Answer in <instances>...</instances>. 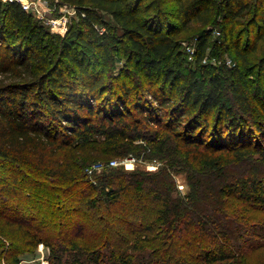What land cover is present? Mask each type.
Returning a JSON list of instances; mask_svg holds the SVG:
<instances>
[{
    "label": "trees",
    "instance_id": "trees-1",
    "mask_svg": "<svg viewBox=\"0 0 264 264\" xmlns=\"http://www.w3.org/2000/svg\"><path fill=\"white\" fill-rule=\"evenodd\" d=\"M61 1L80 13L65 36L0 0V264L40 244L53 264H254L264 250V56L251 54L263 48L264 0H171L177 25L146 16L141 0ZM219 16L217 38L214 27L197 33L189 67L183 30ZM222 40L234 66L206 62L221 58ZM143 153L166 166L88 173ZM172 171L186 174V196Z\"/></svg>",
    "mask_w": 264,
    "mask_h": 264
},
{
    "label": "rangeland",
    "instance_id": "rangeland-1",
    "mask_svg": "<svg viewBox=\"0 0 264 264\" xmlns=\"http://www.w3.org/2000/svg\"><path fill=\"white\" fill-rule=\"evenodd\" d=\"M143 2L145 15L146 16H153L156 13L160 12L164 14V20L171 21L172 24H178V21L176 17L174 16V12L176 10V5L173 3L171 0H141ZM39 3L42 5L41 9V16L40 17L38 14L31 13L33 17H35L36 21L45 26L46 29H50V25L48 24L49 19H54V18H60L63 15V10L64 8L68 7H73L78 9L76 6H72L70 4L63 3L61 0H41ZM66 12V11H64ZM39 13V12H38ZM68 15V26H67V31L65 35L67 34L69 28L73 24H78L80 21V13L77 11V14L73 12H70ZM102 17L104 18L105 21L109 22L111 26H115V23L113 19L106 14H102ZM216 15H213L212 18H215ZM220 16L219 20L217 18L218 23L214 24L213 22L210 23V25H201L199 24L196 20H193L184 30L182 33L183 40L181 42L182 44V50L185 51L186 56L188 58V65L191 68H195V61H194V54H195V48H196V42H197V33L201 30H203L206 26L214 27V34L213 37L217 38L219 36L220 32ZM101 34L106 33L105 28H100ZM52 32V31H51ZM53 33V32H52ZM120 33V32H119ZM55 34V33H54ZM63 35V36H65ZM62 36V35H61ZM88 37V36H86ZM223 41L222 44V53L221 58L220 57H213V55H210L208 58H206L207 63H213L216 65L222 64V62H225L228 66H234L237 62V59L234 54H232L230 51H226L225 44L226 42ZM262 42V41H261ZM263 48L259 50V52L251 54V58H254L255 60L261 59L262 56H264V43ZM126 48L122 47V52H125ZM125 57V58H124ZM214 58H216L214 60ZM126 56H118L114 65V74L123 76L124 74H127V71L124 73L123 71L126 68ZM92 68L96 70V73L98 74L99 67H95L92 65ZM145 154L143 153L141 156L136 155V154H130L126 157L118 158L117 160L120 162H126V165H120L116 166L117 167H122L124 168L123 170L128 171V172H135L136 170H145L146 172H151V173H156L159 172L162 167L166 166V161L163 159H158L156 156H151L149 159L148 157H144ZM148 156V155H147ZM134 160L129 161L130 158ZM112 168V167H111ZM105 170V169H104ZM104 170L95 172L97 174H101ZM174 179L177 180V185H178V191L181 192L182 195L186 196L189 193V186L187 184V178L186 174H184L182 171L179 172H174L172 171ZM94 176V175H93ZM96 180V179H95ZM98 180V179H97ZM109 187H107V190ZM234 199V198H231ZM144 205H152L151 203L149 204H144ZM233 209L239 208L242 211L245 209V205L240 204L238 201H233L232 203ZM153 210V209H152ZM149 213H153L154 211H148L147 215ZM253 213V211H252ZM152 214V215H153ZM254 214V213H253ZM151 215V216H152ZM150 215H148L149 217ZM137 218V217H135ZM130 236L129 238H131ZM2 240H4V237H0ZM22 241V239H21ZM20 241V242H21ZM130 248L129 251L133 255L139 254V251L134 247V243H130ZM123 246H127V243H124ZM138 246H145L149 247L150 242H144V243H139ZM51 250L47 247H45L43 244H40L36 249H31L30 247L26 248V252L22 254V256L19 258V263L18 264H53V261L51 259ZM250 261L253 262L254 264H264V250L261 251L259 254L253 255L251 253L250 256ZM5 264V263H3ZM244 264H249L248 262Z\"/></svg>",
    "mask_w": 264,
    "mask_h": 264
},
{
    "label": "built area",
    "instance_id": "built-area-1",
    "mask_svg": "<svg viewBox=\"0 0 264 264\" xmlns=\"http://www.w3.org/2000/svg\"><path fill=\"white\" fill-rule=\"evenodd\" d=\"M41 0H3L5 3H17L21 5V7L28 13H35L38 14L40 17L41 16V9L42 5L39 3ZM41 8V9H40ZM63 10V15L60 18H54V19H49L48 24L50 25V29L53 33L59 34V35H65L67 31V26H68V15L70 12H73L77 14L78 9L73 8V7H66ZM66 11V12H64ZM39 12V13H38ZM134 160L133 157L129 159V161ZM120 165H126V162H120L118 160H112L110 163H98L94 164L91 169L88 171L89 174L93 175L95 172L102 171L106 169L107 167H116Z\"/></svg>",
    "mask_w": 264,
    "mask_h": 264
}]
</instances>
